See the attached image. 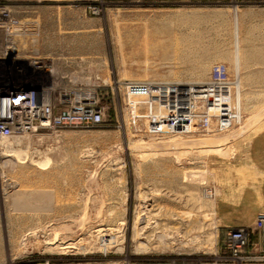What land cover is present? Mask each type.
Segmentation results:
<instances>
[{"label":"rangeland","instance_id":"rangeland-1","mask_svg":"<svg viewBox=\"0 0 264 264\" xmlns=\"http://www.w3.org/2000/svg\"><path fill=\"white\" fill-rule=\"evenodd\" d=\"M62 3L71 8L66 52L51 50L50 28L41 20L51 5ZM253 4L264 6L229 0H0L22 26L11 22L10 36L7 24L0 27V97L7 84L31 79L28 58L55 65L66 57L81 76L75 84L97 91L105 118L94 128L45 127L0 137V264L184 256L191 263L228 264L229 228L253 225L264 209V23L255 37L251 26L239 28L235 10V28L229 30V8ZM205 13L219 14L193 21ZM187 30L192 32L183 34ZM229 43L239 55L233 53L230 63ZM217 62L226 63L236 81L238 121L227 129L153 135L145 106L138 103L133 110L116 83L204 79ZM95 226L113 227L118 240L102 245ZM56 233L83 238L66 251L44 249ZM140 241L154 247L136 250ZM178 244L188 248L173 247ZM248 262L264 260L242 264Z\"/></svg>","mask_w":264,"mask_h":264},{"label":"built area","instance_id":"built-area-1","mask_svg":"<svg viewBox=\"0 0 264 264\" xmlns=\"http://www.w3.org/2000/svg\"><path fill=\"white\" fill-rule=\"evenodd\" d=\"M229 2L240 6L247 2L263 3L264 0ZM15 20L19 30H22L19 18H9L5 28L8 35L11 32L9 26ZM24 31L20 34H24ZM26 63L32 71L28 75L31 79L7 84L1 92L0 137L45 127L94 128L104 123V111L94 88L75 84L78 82L72 78L68 79L69 84H63L59 75L55 74L54 62L47 59L33 56ZM36 69L44 76L38 77ZM116 83L129 98V102L131 98H140L138 103L145 106L144 116L150 120L149 130L153 135L188 133L196 127L207 130L227 129L238 121L237 107L233 102L236 81L230 78L228 66L224 62L215 63L204 79H123ZM256 232L259 239L254 242L252 236ZM226 247L230 257L239 264L254 259L264 260V209L258 213L253 225L229 228ZM112 264L208 263H191L184 256L151 262L123 259Z\"/></svg>","mask_w":264,"mask_h":264},{"label":"crops","instance_id":"crops-1","mask_svg":"<svg viewBox=\"0 0 264 264\" xmlns=\"http://www.w3.org/2000/svg\"><path fill=\"white\" fill-rule=\"evenodd\" d=\"M235 10L237 11V15H238L239 28H241L242 26L249 28L251 26L252 28H254L253 35L255 37L258 36V32L256 30L259 28V26L263 25L264 23V6L253 4L252 6H243L241 8H229V30H230L231 25H233L235 28V21H234V18L232 17ZM69 14H71V8H69L68 5L62 3V4L51 5L49 10H47V12H43V15H41V20L45 21L43 24V27L49 26L50 28L51 33L49 36L50 37L49 41H50L51 50L55 49V51L60 50L62 52H66L68 50L67 47L70 42L69 38L70 36H72L69 33L70 29L67 27L68 22L71 20ZM257 47H258L257 43L254 44L253 51H252L255 57V60L258 59V54H259ZM231 51H232V48L229 43V63L233 60ZM245 57L246 55L243 56L242 59H245ZM55 67L62 81L65 80L66 77H70V78L74 77V79L77 81L81 80L80 78L81 76L79 77L78 75L77 76L74 75L75 73L73 71V66L72 64H70V62L68 61L66 57L62 61L55 62ZM229 212L231 211L229 210ZM232 219H233V216L231 217L229 216V221H232ZM239 225H250V224L240 223L236 226H239ZM229 226H232V225L229 224ZM258 239H259L258 236L257 237L254 235L252 236V241L255 242ZM227 262L228 264H239L235 262L230 257V255H229V261ZM256 264H264V263L258 262Z\"/></svg>","mask_w":264,"mask_h":264},{"label":"bare ground","instance_id":"bare-ground-1","mask_svg":"<svg viewBox=\"0 0 264 264\" xmlns=\"http://www.w3.org/2000/svg\"><path fill=\"white\" fill-rule=\"evenodd\" d=\"M217 14H219V13H217ZM217 14H209V13H205V14H199L198 16H196V17H194V15L192 16L193 18V21L194 22H196L197 21V19H199V18H204V19H211L212 17H213V15H217ZM4 18H16V17H13L12 16V11H11V8H10V6H0V19H4ZM186 18V17H185ZM191 19V20H192ZM17 20V19H16ZM16 20H15V23H16ZM186 20H188V19H186ZM14 21H12V23H13ZM17 22H18V20H17ZM10 23V22H9ZM10 24V26L12 25L13 26V24ZM0 24H1V26L0 27H2V25L3 24H5L6 25V22H4V23H1L0 22ZM17 24V23H16ZM12 28V27H11ZM186 32L187 33H191L192 31H190V30H187V31H185V33H183V34H186ZM262 37L264 38V33H263V35H262ZM214 44V43H213ZM211 45L214 49H217V50H219V44L218 43H215V45ZM197 45V44H196ZM203 46H205V48L207 47V44H201V47H203ZM200 47V46H199ZM222 50V49H221ZM235 50H237V51H235V53L233 52V51H231L232 52V54L234 53L235 54V57L238 55V49H235ZM241 52V51H240ZM202 53V52H201ZM225 55L227 54V52H225L224 53ZM239 56V55H238ZM183 57H184V60L187 58V56L186 55H183ZM238 58V57H237ZM56 72H55V74H58V72H57V70L56 69H54ZM130 102L132 103V105H131V107H133V110L136 108V106H137V103L139 102V100L138 99H135V98H131L130 99ZM136 111V110H135ZM135 111H133V113L135 112ZM212 129H214V128H212ZM212 129H210V130H212ZM5 137H8V136H3L2 138H5ZM210 190V189H209ZM205 191V190H204ZM211 191V190H210ZM206 194H210V192L208 191V192H206ZM40 195V194H39ZM40 197L41 198H43L44 200L43 201H47L48 200V195L47 194H42L41 193V195H40ZM32 204H34V203H32ZM45 204H48V203H45ZM20 205H24V206H28L29 207V202L27 201V202H21L20 203ZM68 227V226H67ZM113 230H114V228L113 227H107V226H95V228H94V232H95V234L96 235H98L99 236V238H100V240H101V242H102V245H106V244H111V243H113V242H115V241H117L118 239H117V236H116V234L113 232ZM65 237H62V238H60V237H58V234L56 233L55 234V236L52 238V240L51 241H49V244L48 245H46L45 247H44V249H47V248H52V249H59V250H69V249H71L72 247H75V246H77V245H79L80 244V242H81V240H82V238H80V239H78V240H76V239H74V238H71V237H69V238H67V239H64ZM147 241V240H146ZM79 243V244H78ZM190 243H192V242H190ZM161 244V242H158L156 245H155V247L156 248H158V245H160ZM153 245V246H152ZM190 245V244H189ZM187 245H185V244H178L177 246H173V247H176V248H178V249H184V248H188V247H186ZM82 247V246H81ZM136 250H145V249H148L149 247H154V244H152V242H151V245H149L148 243H145V242H137V244H136ZM184 247V248H183ZM155 248V249H156ZM190 248V247H189ZM43 249V248H42Z\"/></svg>","mask_w":264,"mask_h":264}]
</instances>
